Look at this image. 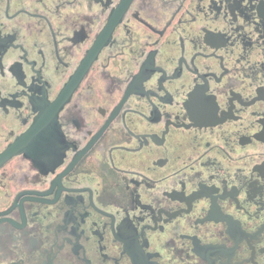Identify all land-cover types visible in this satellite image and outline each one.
I'll use <instances>...</instances> for the list:
<instances>
[{
  "label": "flooded vegetation",
  "instance_id": "af4514ba",
  "mask_svg": "<svg viewBox=\"0 0 264 264\" xmlns=\"http://www.w3.org/2000/svg\"><path fill=\"white\" fill-rule=\"evenodd\" d=\"M0 264H264V0H0Z\"/></svg>",
  "mask_w": 264,
  "mask_h": 264
}]
</instances>
